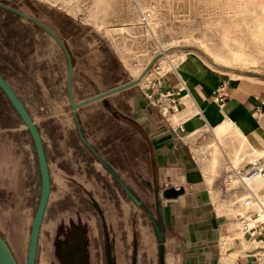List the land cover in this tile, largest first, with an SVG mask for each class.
Instances as JSON below:
<instances>
[{"label": "crops", "instance_id": "obj_1", "mask_svg": "<svg viewBox=\"0 0 264 264\" xmlns=\"http://www.w3.org/2000/svg\"><path fill=\"white\" fill-rule=\"evenodd\" d=\"M247 2L255 13L264 15V0ZM0 4V76L35 123L49 170L51 188L39 235L43 229L51 235L57 224L65 230L60 224L61 217H72L63 236L67 248L62 252L71 256L76 250L83 255L80 264H97L89 256L98 252L95 248L98 245L91 240L96 239L91 220L96 216L104 220L108 209L112 213L118 194L115 186L116 197L105 194L100 203L95 198V189L102 190L100 185L106 181L112 191V179L119 184V158L141 157L143 171L149 172L154 182V204L149 209L156 222L154 227L151 218L155 246L148 258H152V264H264V228L256 224L253 230L245 231L238 218L241 212L237 211L243 209L241 200L246 196L241 198L239 194L247 193V189L241 186L234 193L232 176L227 180L230 170L224 172V181L215 176L211 179L220 160L231 152L236 153V158L246 153L254 158L252 161H259L264 153V93L253 81L264 82L250 74L231 75L229 68H214L197 55L191 56L197 68L192 73L182 64L173 65L163 76L146 85L141 84L142 77L137 83L94 98L136 78H128L120 59L104 49L101 42L100 47L93 35L84 38L83 43L75 35L63 36L43 23L62 41L70 57L73 101L81 103L91 99L72 110L68 97V63L61 46L42 27L23 17L16 2L2 0ZM34 11L29 16L36 20L46 16L36 7ZM23 20L34 23L35 28L30 24L24 26ZM39 35L50 37L60 51L43 49L37 43ZM2 94L6 97L3 91ZM165 103L167 112L180 111L165 115L160 109ZM207 134L212 137L207 145L210 156L207 155L206 161L210 173L200 158ZM28 136L31 138L29 133ZM27 145H32L39 173L32 138ZM18 156L21 162L23 153L19 152ZM252 161L242 165L239 173ZM238 164L230 167L236 170ZM262 167L263 176L253 179L249 186L264 199V162ZM2 178H7L3 186L21 192L19 173L4 174ZM168 188L180 192L165 197L163 192ZM25 221L18 226L19 237L12 231L13 225L8 224L7 237L24 239ZM30 226L31 222L29 234Z\"/></svg>", "mask_w": 264, "mask_h": 264}, {"label": "rangeland", "instance_id": "obj_2", "mask_svg": "<svg viewBox=\"0 0 264 264\" xmlns=\"http://www.w3.org/2000/svg\"><path fill=\"white\" fill-rule=\"evenodd\" d=\"M7 1L16 2L21 7V11L31 16L35 12V7L42 10L46 16L38 20L63 36L75 35L77 40L82 39L84 43V38L93 35L100 47L101 42L104 49L111 51L120 59L124 74L131 79H137L144 68L155 58L157 60L158 56L161 61H165L166 69L170 65L180 66L182 63L178 62L175 55L170 54L168 57L170 61H166L167 53L164 51L171 48L170 50L187 56L200 55L214 68H229L231 75L250 74L264 82V15L250 9L247 0ZM147 9L152 10L154 16L149 26L144 28L138 24L139 13ZM35 15L39 17L38 14ZM27 24L34 27V23L23 20V25ZM38 42L42 44L43 49L47 47L49 51H52V48L53 51L55 48L57 53L60 51L57 44L51 42L50 37L42 38L39 35ZM49 43L52 45L50 46ZM27 58L31 61L30 56ZM160 64L162 66L161 62ZM0 72L2 73L1 7ZM155 79L152 78L150 82ZM253 82L264 93V84ZM143 83L144 80L141 84ZM160 109L162 110V107ZM28 133L15 109L0 90V234L6 239L18 264L25 262L29 225L40 192V178L36 169V160L32 156V145H27L31 139ZM211 140V135L207 134L206 142L200 150V158L207 172L209 170L206 161L210 150L207 145L211 143ZM19 152L23 153L21 162L18 158ZM205 155L208 156L205 157ZM235 158V152L227 154L220 160L211 176V179L215 176L224 181V172L230 170L231 174L227 180L232 176L230 181L235 186L234 193L242 186L234 173L239 172L242 165L245 166L247 162L254 159L246 153L240 156L243 158L241 161H239L240 158ZM238 162L237 169L233 170L230 165L235 166ZM117 163L119 184L112 179V191L110 184L107 185L106 181L100 185V187L103 186L102 190L95 189V198L101 203L105 194L112 193L113 199L116 197V186L118 202L115 203L116 207L113 205L112 213L108 209L103 217L105 221L97 216L93 217L94 222L91 220L93 229L96 231V239L91 240L98 245L95 247L98 252L90 254V259L93 263L96 260L97 264H152V258L150 256L148 258L155 246L151 230L153 211H149L152 209L155 197L152 191L154 184L152 175L143 171L141 157L119 158ZM15 171L19 173L20 193L3 186L7 178H2V175L14 176ZM209 173L208 182L211 181ZM219 194L221 197V192ZM244 194L247 193L239 195L243 198ZM102 207L106 209V206ZM237 212L243 214L245 209ZM94 214L96 215L97 212L94 211ZM25 219L27 227L25 238L16 240L8 238L6 226L9 224L11 227L12 224V231L19 237L21 232L18 226ZM61 219L60 224L66 228L65 230L57 224L51 235L44 229L39 235L35 264H68L69 262L80 264L83 261V255L76 250L71 252V256L62 252L67 248L66 240L63 238L70 227L67 222L72 221L73 218L61 217ZM84 219L83 222L86 221Z\"/></svg>", "mask_w": 264, "mask_h": 264}, {"label": "water", "instance_id": "obj_3", "mask_svg": "<svg viewBox=\"0 0 264 264\" xmlns=\"http://www.w3.org/2000/svg\"><path fill=\"white\" fill-rule=\"evenodd\" d=\"M2 6V4H0ZM3 7L7 9H11L9 6L3 5ZM16 11V10H14ZM23 17L28 18L32 21H34L37 25L42 27L48 34H50L61 46L63 49L66 60L68 63V97H69V102L71 109L74 110L76 107H78L81 104H84L88 102L91 99L85 100L81 103H75L72 99V93H71V86H70V80H71V74H72V64L70 61V57L68 55V52L62 43V41L53 33L51 29L46 27L43 23L40 21L36 20L35 18L27 15L24 12H19ZM135 81H130L120 87H117L115 89H111L109 91H106L104 93H101L97 95L94 98H98L101 96H104L108 93H111L112 91H115L117 89L123 88L125 86L134 84ZM0 89L4 92L8 100L10 101L11 105L14 107L15 111L17 114L20 116L21 120L24 122V124L27 126V129L30 133V136L32 138L36 156H37V161H38V168H39V173H40V195L39 199L37 202V206L31 221V226H30V234H29V240H28V247H27V253H26V258L24 264H35V259H36V253H37V245H38V236H39V230L40 226L42 223L43 215L45 212V208L48 202L49 198V193H50V177H49V170L47 166V161L45 157V152H44V147L42 144V140L39 134V131L33 122L28 110L24 106V104L21 102V100L17 97L15 92L12 90V88L8 85V83L0 76ZM180 191L173 189V188H168L163 192V195L165 197H173L177 195ZM152 218V224L154 227H156V222L154 221L153 217ZM0 264H18L11 248L9 247L6 239L0 234Z\"/></svg>", "mask_w": 264, "mask_h": 264}, {"label": "bare ground", "instance_id": "obj_4", "mask_svg": "<svg viewBox=\"0 0 264 264\" xmlns=\"http://www.w3.org/2000/svg\"><path fill=\"white\" fill-rule=\"evenodd\" d=\"M153 16H154L153 11L152 10H149V9H147V10H145L143 12H140L139 13L138 24L141 25V26H143L144 28L145 27L147 28L149 26V24H150L151 19L153 18ZM170 49L171 48H168V50L166 49V51H164V52L167 53V59H166V61H168V62L170 61V60H168L169 59L168 57H170V54H172V55H175V57L177 58L178 62H181L191 73L194 72L197 69L192 64V62H191V56H189V55L187 56L186 54H183V53H177V52H175V50H170ZM160 55H162V53ZM157 60H156V58L154 60H152L147 65V67L144 68V70H143L142 74L140 75V77H138L137 79H135L133 81H135V83H137L143 77V79H144V83L143 84L146 85L148 82H150V80L152 78H158L160 76H163V74L167 72V71H165L166 70V67H165V64L166 63H165V61L159 60V56H158ZM160 62L162 63V66H161ZM172 67H173V65H170V67L168 69H171ZM166 105H167V103L161 105V107H162V110L161 111H164V114L165 115L174 114V113H177V112L180 111V110L179 111L177 110L174 113L167 112L166 111ZM26 128H27V126H26ZM218 136H219V134H218ZM259 161H261V163L264 162V153L259 158ZM253 162L254 163H257L258 161H252L251 163H253ZM246 171H244L243 173L237 172L236 173V176H238L239 182L242 185V187H244L245 189H247V194L242 199V206L245 209V212L242 215L241 214L238 215L239 216L238 218L240 220V223H241L243 229L245 231H248L249 229H252L256 225L257 222L264 221V199H261V197H259L253 191V189L250 188V186H249V183L253 179H256V178H258L260 176H263V171L256 172V173H252L249 176L246 175ZM247 198H250V201L248 202L249 204H246L245 205L244 202H245V200H247ZM259 203H261L263 207L259 206ZM256 212L258 213V217L253 218L252 215L254 213H256Z\"/></svg>", "mask_w": 264, "mask_h": 264}, {"label": "built area", "instance_id": "obj_5", "mask_svg": "<svg viewBox=\"0 0 264 264\" xmlns=\"http://www.w3.org/2000/svg\"><path fill=\"white\" fill-rule=\"evenodd\" d=\"M166 111H167V107H166ZM163 112H164V111H163ZM246 170H247V171H246ZM246 170H245V171H246V175H247V176L251 175L252 173H256V172H261V171H263V167H262V163H261V161H258L257 163H254V162L251 163V164L249 165V167H248ZM242 184H243V183H242ZM249 201H250V198H247V200H245L244 204H245V205H246V204H249V203H248ZM259 206L263 207L261 203H259ZM252 217H253V218L258 217V213H257V212L254 213V214L252 215ZM256 224H260V225L264 228V221H259V222H257ZM254 227H255V226H254ZM254 227H253L252 229H249L248 231L253 230Z\"/></svg>", "mask_w": 264, "mask_h": 264}]
</instances>
